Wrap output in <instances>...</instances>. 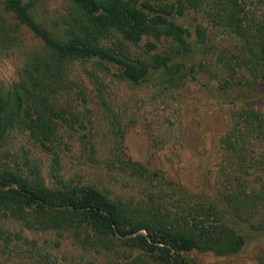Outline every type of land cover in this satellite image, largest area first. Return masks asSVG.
I'll return each instance as SVG.
<instances>
[{"label":"trees","instance_id":"trees-1","mask_svg":"<svg viewBox=\"0 0 264 264\" xmlns=\"http://www.w3.org/2000/svg\"><path fill=\"white\" fill-rule=\"evenodd\" d=\"M62 1L65 9L47 26L35 0H0V44L17 43V25L6 23L4 13L38 40L22 50L16 79L0 87V249L33 251L27 264H62L49 251L10 245L34 242L9 231L6 220L53 231L85 251H114L121 255L117 264H197L186 252L229 254L242 246L244 226L264 231V113L252 101L264 85V0ZM187 11L195 13L192 30L175 18ZM142 37L145 47L133 52L130 46H140ZM158 43L164 47L154 51ZM74 62L104 72L114 66L117 77L134 84L150 74L170 88L187 76L214 80L213 90L230 103L218 137L215 195L192 191L119 146L108 166L131 177L134 192L122 196L62 177L49 144L67 120L85 127L67 115L73 111L69 101L62 105L69 91L86 108ZM13 130L25 131L51 153L49 181L36 164L23 171L3 159L1 147ZM118 132L121 137L122 128Z\"/></svg>","mask_w":264,"mask_h":264},{"label":"rangeland","instance_id":"rangeland-1","mask_svg":"<svg viewBox=\"0 0 264 264\" xmlns=\"http://www.w3.org/2000/svg\"><path fill=\"white\" fill-rule=\"evenodd\" d=\"M35 2L47 26L58 19L57 15L65 9L62 0ZM260 11L264 16V7ZM4 14L6 23L17 25L14 32L17 43L5 42L6 47L0 44V87L16 79V67L22 62V50L38 44L23 23H17L10 13ZM194 15L187 11L175 18L192 30ZM145 38L140 39V46L132 45L130 49L136 53L142 52ZM163 47L158 43L154 51ZM84 67L82 69L76 62L72 64L73 72L83 79L86 108L81 107L76 93L74 95L69 91L63 95L62 105L69 101L71 107L68 108L73 110L75 116L72 112L67 115L77 118L85 127L74 119L69 125L70 121L67 120L61 124L56 141L49 144L50 151L58 153L62 177L91 181L122 196L134 192L136 189L131 177L120 172L116 164L108 166L119 146L133 159H140L149 167L160 168L168 178L179 181L192 191L215 195L216 187L220 184L216 173L222 163L218 137L227 126L226 107L230 103L226 101L227 96H219L213 90L214 80L207 82L198 74L199 81L187 76L183 84L170 88L155 81L152 74L134 84L117 77L113 72L114 66H110L106 72L95 69L90 63ZM203 81L206 85L202 84ZM208 86L212 89H208ZM252 101L264 113V85L258 87ZM119 128H122L121 137ZM84 137L90 141L85 142ZM1 150L3 159L12 166L16 164L26 171L36 164L45 182L51 178V153L37 145L25 131L13 130ZM4 226L11 232H21L34 242L33 246L19 239L20 246L10 243L14 248L31 247L42 253L49 251V258L62 264H117L121 258L114 251L82 250L67 237H59L53 231L26 229L15 220H6ZM244 228V242L236 252L217 255L192 249L186 254L197 264H264V231ZM21 251L0 249V264L30 263L31 257L27 255L33 251L25 254Z\"/></svg>","mask_w":264,"mask_h":264}]
</instances>
